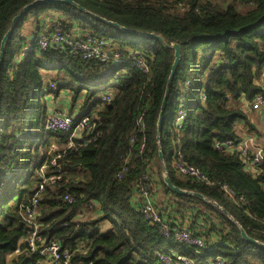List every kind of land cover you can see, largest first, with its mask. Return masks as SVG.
<instances>
[{"label":"trees","instance_id":"trees-1","mask_svg":"<svg viewBox=\"0 0 264 264\" xmlns=\"http://www.w3.org/2000/svg\"><path fill=\"white\" fill-rule=\"evenodd\" d=\"M33 0H0V41L12 18ZM41 2L15 23L0 63V264H48L28 250L33 223L26 220L42 179V167L54 157L61 177L47 183L38 202V233L54 239L81 264H165L160 253H180L196 262L221 255L222 264H264V247L242 238L237 223L264 243V157L248 169L237 150L219 151L215 141L239 138L237 124L256 132L242 107L264 93V0H74ZM27 24L23 27L27 16ZM60 17L68 29L110 39L127 56L138 50L146 65L128 61L87 60L65 49H39L33 42L42 23ZM154 37L125 32L102 20ZM32 33L33 37H31ZM177 42L181 57L172 81L167 78ZM193 59L189 62V49ZM190 80V91L184 82ZM48 81L57 88L48 89ZM184 84V85H183ZM160 149L171 182L215 200L216 206L169 189L158 157L157 118L165 91ZM71 93L70 108L91 115L92 127L64 148L69 134L45 127L50 113L46 93ZM109 100L102 99V94ZM204 94V97H202ZM186 103L181 129L172 124L178 98ZM179 138V144L175 140ZM52 143L59 148L52 149ZM204 172L196 180L175 172L174 149ZM122 176L116 174L122 170ZM54 169V168H53ZM84 171L87 176L84 177ZM146 174L153 205L172 228L201 234L214 251L165 236L159 224L138 208L135 191ZM225 186L232 190V196ZM72 196V202L64 199ZM158 194V195H157ZM86 209L84 217L80 218ZM237 222V223H236ZM20 252H14L17 247Z\"/></svg>","mask_w":264,"mask_h":264},{"label":"built area","instance_id":"built-area-1","mask_svg":"<svg viewBox=\"0 0 264 264\" xmlns=\"http://www.w3.org/2000/svg\"><path fill=\"white\" fill-rule=\"evenodd\" d=\"M33 42L39 49H46L48 47H56L59 49H65L71 54H78L87 60H95L103 63H121L128 61L131 65L138 68H144L146 65L144 56L138 50L130 51L125 56L114 43L104 37H99L92 34H84L79 29H68L64 21L60 17H53L42 23L40 31L37 36L33 37ZM190 80L184 86V92L190 91ZM56 89L57 83L48 81V89ZM102 99L109 100V95L103 93ZM204 97V94H202ZM261 106H264V93H256L251 100H244L242 107L248 110H257ZM186 103L182 97L178 98V105L173 118L172 124L177 129H181L183 122L186 118ZM91 115H80L76 112L69 113L59 109H53L47 115L45 119V127L51 131H61L69 134L68 142L63 145L64 148L75 146L74 138L85 130H89L92 127ZM175 144H179V138L175 140ZM214 147L219 151L232 152L237 150L240 157L247 161L248 169L257 165L264 157V145L257 148H250L245 141L238 142L234 140L215 141ZM51 168L49 166H43L42 179L34 193L30 204L25 209L26 220L33 223V229L30 231L27 237L28 250L36 252L43 256L48 264H81L72 260L71 252L68 248H64L60 242L54 239L46 240L38 233V223L35 221V217L38 211V202L40 195L47 183H55L61 177V168L56 163L55 158L51 160ZM171 165L175 172L182 176H188L196 180H204L206 178L204 172L199 167L187 162L183 156V153L179 149H174L172 153ZM54 168V169H53ZM118 172L116 176L120 178L123 171ZM147 175L142 176V182L138 184L135 191L137 196L142 198L141 204L138 206L139 210L151 221L159 224L161 233L165 236L171 234L176 242H181L187 246H194L201 254L214 251L215 246L206 243L201 234L194 233L189 228H172L169 223L162 219L160 212L153 205L152 188L149 183H146ZM226 191L232 196V190L225 186ZM64 199L68 202H72V196L65 194ZM20 252L18 246L15 251ZM161 259L165 264H222L221 255L209 257V260L194 261L186 255L180 253H160Z\"/></svg>","mask_w":264,"mask_h":264},{"label":"water","instance_id":"water-1","mask_svg":"<svg viewBox=\"0 0 264 264\" xmlns=\"http://www.w3.org/2000/svg\"><path fill=\"white\" fill-rule=\"evenodd\" d=\"M41 2H46V3H50V4L72 3V4H76L81 10H85L86 11V9H84L82 6L77 4L74 0H33V1L25 4L22 7V9L20 10V12H18L12 18V25L5 32V34L3 35V37H2V39L0 41V63H1L2 55H3V49H4V46H5V42H6L7 38H8L11 30L13 29L15 23L22 17V15H23V13L25 11H27L28 9L32 8L34 5L39 4ZM100 18L102 20L108 22L109 24L119 28L122 31L134 32V33H137V34H140V35H144V36H148V37H154V38L160 40L164 45H168L166 43V41L164 40V38L161 35L157 34V33L132 30V29H129V28L123 26V25L118 24L116 21H112V20L106 19L104 17H100ZM170 46L174 49V59H173V62H172L171 68H170V73H169L168 78H167V83L168 84L173 79L176 67H177V65L179 63V60H180V57H181V47H180L179 43L174 42ZM168 94H169V89L167 87V88H165V91H164V94H163V97H162V101H161V104H160V112H159L158 118H157V134H156V139H157V143H158V157H159L160 161L162 162V167H163V170H162L163 181L166 183V185H167V187L169 189H171L173 191H176L178 193L190 194V195L196 196L198 198H201V199L205 200L206 202H209L212 205L216 206L219 210H221L224 214H226L228 217H230L232 219V217L229 215V213L222 206H220L215 200L205 196L204 194H202L200 192H197V191H194V190H191V189L180 188V187L174 185L171 182V180L169 178V175H168V171H167V169H166V167L164 165L163 152L160 149V134H161V126H162V122H163L162 111L164 110V108L166 106ZM237 225H238V227L240 229V234H241L242 238H244L247 241L252 242V243L258 242L259 244H261L264 247V243L263 242L257 241L256 239L250 237L238 223H237Z\"/></svg>","mask_w":264,"mask_h":264},{"label":"crops","instance_id":"crops-1","mask_svg":"<svg viewBox=\"0 0 264 264\" xmlns=\"http://www.w3.org/2000/svg\"><path fill=\"white\" fill-rule=\"evenodd\" d=\"M30 35L31 37H33L32 33H30ZM45 98L48 104L49 111L53 109L67 111L70 108V100L62 97L61 93H59L57 96L45 95ZM77 107L78 104H75V106L73 107L74 112L76 111ZM244 110L248 111L249 118L253 125L257 128V130L256 132H248L243 122H239L237 124V132L239 136L237 140L239 143L245 141L250 148L261 147L264 145V106H261L257 110H248L247 108H244ZM85 214H87L86 209L83 210L82 214H80L79 217L82 218L85 216Z\"/></svg>","mask_w":264,"mask_h":264},{"label":"rangeland","instance_id":"rangeland-1","mask_svg":"<svg viewBox=\"0 0 264 264\" xmlns=\"http://www.w3.org/2000/svg\"><path fill=\"white\" fill-rule=\"evenodd\" d=\"M30 17H31L30 15L27 16V19L24 21L23 27H25V24H26L27 20H28ZM188 55H189V60H190L189 62H192V59H193V55H194V54H193V49H192L191 46H190V49H189ZM187 81H189V79H186L185 82H184V84H186ZM184 84H183V85H184ZM60 93H61L62 97H65V98H67V99L70 100V98H71V93H68V92H66V91H64V90H62ZM45 95H47V96H52L53 94H52V93H46ZM56 148H59V145L56 144V143H52V149H56ZM85 176H87V172H86V171H84V177H85ZM210 257H211V256H210ZM206 258L209 260V257H206Z\"/></svg>","mask_w":264,"mask_h":264}]
</instances>
